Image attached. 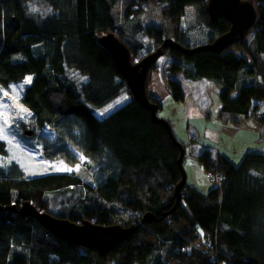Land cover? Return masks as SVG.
I'll list each match as a JSON object with an SVG mask.
<instances>
[{
  "label": "trees",
  "instance_id": "obj_1",
  "mask_svg": "<svg viewBox=\"0 0 264 264\" xmlns=\"http://www.w3.org/2000/svg\"><path fill=\"white\" fill-rule=\"evenodd\" d=\"M252 2L257 15L247 31L253 32L249 43L242 36L220 52L184 55L167 47L164 53L172 56L170 73L181 70L188 79L220 80V113H228L229 119L233 114L252 115L264 139V0ZM155 4L171 29L137 22L129 34L141 32L158 46L171 37L184 47H194L229 28L223 17L209 20L207 0H0V86L30 75L21 101L36 128L47 125L55 130L51 155L74 163L77 155L70 152V144L99 169L87 195L63 194L57 212L49 209L44 193L56 195L79 184L76 173L25 177L0 169V206L18 207L29 200L40 210L76 222L136 226L106 256H99L93 247L71 244L49 233L33 217L4 208L0 210V264H264L263 152L248 151L237 165L221 154L216 161L207 151L196 154L205 169L221 176L220 181H211L204 192L185 183L178 207L163 215L174 203L173 188L180 179L179 149L165 127L154 122L150 111L132 96L98 41L111 32L129 48L131 59H141L142 44L125 35L121 22H132L129 17L143 11L150 13ZM189 4L200 29L207 33L205 42L193 46L180 26ZM232 47L244 48L251 63ZM242 70L257 80L237 84ZM78 76L85 80L78 83ZM167 85L173 100L184 98L178 80L168 78ZM124 90L130 94L126 102L103 117L94 115L96 107ZM147 95L158 110L159 99ZM0 152L4 153L1 140ZM146 212L153 219L141 222Z\"/></svg>",
  "mask_w": 264,
  "mask_h": 264
},
{
  "label": "rangeland",
  "instance_id": "obj_2",
  "mask_svg": "<svg viewBox=\"0 0 264 264\" xmlns=\"http://www.w3.org/2000/svg\"><path fill=\"white\" fill-rule=\"evenodd\" d=\"M150 10V13L148 11H146L147 13L143 11V13L135 14V16H130L128 20L132 22L126 24L124 22H121V27L122 30L125 31V35H128L135 29V24H137V22L141 24L155 22L166 30L171 29L172 25L166 21L165 17L161 13L159 5H152ZM199 25L200 23L195 16L194 7L191 4L187 5L184 14L180 18V26L186 32V37L190 46L206 41L205 36H207V33L205 30L200 29ZM170 33H165V36ZM212 33L213 31L211 32L210 29L209 34ZM247 34H245L243 37L245 38ZM128 37L137 39L142 44V47L138 53L139 56H144L149 51L155 50L158 46L157 44H155L153 38L148 37L141 32H137L135 36L133 34H129ZM233 52H235V54L237 55H243L242 52L239 51V49H235ZM171 59L172 56L170 54L164 53L160 55L157 58L155 65H153L155 67L151 69L149 76L152 75V77L155 78L157 76V73L160 74L166 68L168 69ZM240 74L241 75L238 78L237 84L245 82L242 81V75L245 74V70H242ZM173 76L182 79L183 82V77L180 74L174 73ZM29 78L31 79V76L27 75L21 81L10 83L6 87L0 86V129L4 130L2 133H0V140L4 142V153L0 152V169L4 170V174L7 173L8 175H12L13 173L17 172L21 173L25 177L50 172L76 173L81 181L79 184L72 186V188H66L68 190H66L65 188L63 190L61 189L57 191L58 194L56 195V192L54 191H47L44 193V197L49 200V209L53 212H57V210H59L60 208L59 198L62 197L63 194L65 196L73 195L72 197H77V195L83 197L87 195V188L88 186L94 184V179H96V177L98 176L99 169L95 166L96 163L94 161L90 160L88 156L81 153L70 144H68L70 152L77 155V160L74 163H70L62 157L51 155V151L55 150L54 147H56L55 140L57 139V137L55 130L47 125L43 126L42 128H36L33 125L31 112L23 105L21 101L23 89L29 83ZM153 78H151V80ZM199 79L200 80L197 81V85L198 87L201 86L200 91L205 97V103L209 104L211 101L210 98H212L213 96L217 97V94L215 95L213 87L218 81L211 79L204 80L201 77ZM83 80H85V77H76V81L78 83ZM155 80L157 81V78L153 79L152 85H154ZM154 87H156V84ZM158 94L162 100V105L157 110V116L159 118L166 119L164 117L165 115L168 117H170L171 115L167 113V110L170 108V112H172V106L169 105L171 100L163 101V98L165 96V92L163 91H159ZM129 98V92L127 90H124L117 97L108 101L104 105L96 107L94 109V113L97 116L103 117L107 113L117 108L119 105L126 102ZM201 100L204 99L202 98ZM212 101L214 102V100ZM214 106L215 105L213 103V105L210 107V110H212ZM171 116L174 118L180 117L179 110ZM166 120L168 121V119ZM171 124L172 132L174 133L176 138L180 137L182 132L181 128L177 127V125H173L172 122ZM24 130H31V134H25ZM58 145L60 144L58 143ZM46 149L49 150V156L46 155ZM56 153H59V151ZM240 158L241 157L235 159L236 165L240 162ZM196 166L197 168L195 169V173L201 177L203 176L205 179H207L204 181L208 182V178H206L200 172V165L199 167L198 164ZM186 168H189L188 165Z\"/></svg>",
  "mask_w": 264,
  "mask_h": 264
},
{
  "label": "water",
  "instance_id": "obj_3",
  "mask_svg": "<svg viewBox=\"0 0 264 264\" xmlns=\"http://www.w3.org/2000/svg\"><path fill=\"white\" fill-rule=\"evenodd\" d=\"M206 8L210 21L223 17L229 22V28L212 41L194 47H184L173 38L165 37L155 50L147 53L138 61H132L129 48L113 33L107 32L98 37L100 44L110 54L115 68L125 79L132 96L141 106L150 111V116L154 122H158L165 127L170 139L179 149L177 162L180 169V179L173 188L174 203L163 215L175 210L181 202V189L186 183V171L183 165L185 150L182 143L176 140L170 123L166 119L157 116V105L148 98L147 80L149 71L157 58L164 54V48L167 47L176 49L184 55H191L200 50L215 52L224 50L237 38L244 36L253 25L257 15L252 0H207ZM24 133L29 135L31 130H24ZM4 208L33 217L49 233L71 244L93 247L99 256H106L112 245L123 240L136 228V226L126 227L116 223L102 225L87 219L80 222L72 221L66 217L40 210L29 200H23L18 207L15 205L0 206V210ZM151 219H153L152 214L146 212L142 215L141 222H148Z\"/></svg>",
  "mask_w": 264,
  "mask_h": 264
},
{
  "label": "crops",
  "instance_id": "obj_4",
  "mask_svg": "<svg viewBox=\"0 0 264 264\" xmlns=\"http://www.w3.org/2000/svg\"><path fill=\"white\" fill-rule=\"evenodd\" d=\"M252 37L253 32L251 31L244 38V43H249ZM235 49H239L243 54L242 56L247 59L248 63H251L250 56L244 48L232 47L233 51ZM261 56L264 58V54H261ZM150 72L151 69L149 73ZM174 73L180 74L183 77V82L182 79L174 77ZM151 78H153L152 75H148V94L159 99L162 103L158 92H165L163 101L171 100L169 105L172 106V112H170L169 108L167 113L174 115L179 110L180 117L178 118H174L171 115L170 117L166 115L164 117L168 119L170 124L172 122L173 125H177V127H180L182 130L181 136L177 139L185 145L183 165H185L186 169V183L190 186L203 192L212 186L210 180L205 182L204 180L207 179L195 173V169L197 168L196 165L198 164V167L200 165V172L203 174L204 166L195 157L196 154L202 151H207L209 157L214 161H216L218 154H221L233 164H235V159L238 157L242 158V156L248 151H260L264 153V139L261 137L260 129L252 115L242 116L233 114L231 116L234 118L229 119L228 113H220L221 102L218 93L223 86L220 80H215L220 83L216 82L213 87L217 97L213 96L214 99L213 97H209L211 101L207 104L205 103L203 93L200 91L201 86L198 87L197 85V81L200 80L199 78L188 79L183 76L181 70L170 73L167 68L160 74L157 73V76L155 77L157 78V81L155 80L154 85H152V82L155 78L152 80ZM168 78H174L181 83L184 92V98L182 100L175 101L170 96L167 85ZM201 78L208 80L204 77ZM256 80L257 78L253 77L251 74L242 75V81H245L246 83L255 82ZM155 84L156 87H154ZM235 94L236 90H233L231 95L234 96ZM202 98L204 100H201ZM212 100H214V102ZM213 103L215 106L210 110ZM186 164L189 167L188 169L186 168Z\"/></svg>",
  "mask_w": 264,
  "mask_h": 264
},
{
  "label": "built area",
  "instance_id": "obj_5",
  "mask_svg": "<svg viewBox=\"0 0 264 264\" xmlns=\"http://www.w3.org/2000/svg\"><path fill=\"white\" fill-rule=\"evenodd\" d=\"M203 173H204V176L207 177L213 183H218L221 179V176L217 172H212L208 169H205ZM195 246H202V245L197 244Z\"/></svg>",
  "mask_w": 264,
  "mask_h": 264
},
{
  "label": "clouds",
  "instance_id": "obj_6",
  "mask_svg": "<svg viewBox=\"0 0 264 264\" xmlns=\"http://www.w3.org/2000/svg\"><path fill=\"white\" fill-rule=\"evenodd\" d=\"M132 60V59H131ZM134 60H136V61H138V59H133L132 61H134ZM152 69V68H151ZM149 75V74H148ZM148 81V80H147ZM93 113H94V111H93ZM95 115V114H94ZM96 116V115H95ZM100 118V117H99ZM185 153V152H184ZM205 170V168L203 169V171ZM203 175H204V173H203ZM207 178V177H206ZM209 180V179H208Z\"/></svg>",
  "mask_w": 264,
  "mask_h": 264
},
{
  "label": "snow or ice",
  "instance_id": "obj_7",
  "mask_svg": "<svg viewBox=\"0 0 264 264\" xmlns=\"http://www.w3.org/2000/svg\"><path fill=\"white\" fill-rule=\"evenodd\" d=\"M30 79V78H29ZM4 130L3 129H0V133H2ZM10 143H11V141H10Z\"/></svg>",
  "mask_w": 264,
  "mask_h": 264
}]
</instances>
